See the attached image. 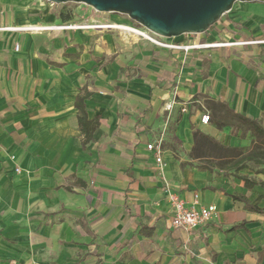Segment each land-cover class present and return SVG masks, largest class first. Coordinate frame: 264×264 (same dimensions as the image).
I'll use <instances>...</instances> for the list:
<instances>
[{"label":"crops","instance_id":"crops-1","mask_svg":"<svg viewBox=\"0 0 264 264\" xmlns=\"http://www.w3.org/2000/svg\"><path fill=\"white\" fill-rule=\"evenodd\" d=\"M244 4L168 42L205 46L185 52L73 28L45 0H0V29L48 28L0 30V264H264V175L237 172L230 150L255 138L223 107L264 128V4ZM84 89L99 127L83 148ZM159 138L160 169L146 149ZM165 185L215 215L173 228Z\"/></svg>","mask_w":264,"mask_h":264},{"label":"water","instance_id":"water-1","mask_svg":"<svg viewBox=\"0 0 264 264\" xmlns=\"http://www.w3.org/2000/svg\"><path fill=\"white\" fill-rule=\"evenodd\" d=\"M52 5H85L97 13L126 16L163 39L202 35L220 21L235 3L264 0H45Z\"/></svg>","mask_w":264,"mask_h":264},{"label":"built area","instance_id":"built-area-1","mask_svg":"<svg viewBox=\"0 0 264 264\" xmlns=\"http://www.w3.org/2000/svg\"><path fill=\"white\" fill-rule=\"evenodd\" d=\"M76 29H108V30H117L129 36H134L143 40L150 42L151 44L172 50L182 49L185 52L193 49H201L205 47L204 45H187L179 46L174 44H169L164 42L165 39L160 38L147 30L139 27L138 25H116V24H106V25H96V26H73ZM48 29L47 27H34V28H5L0 30H10V31H37L42 32ZM221 44H214L212 47L220 46ZM229 45V44H226ZM15 50H18V46L15 47ZM202 123L206 124L209 121L207 115L203 116L201 119ZM162 142L163 139L159 138L154 143H150L146 146V149L149 152H152L155 156L156 166L160 169L162 166ZM16 172H19V169H16ZM165 193L167 197L168 204L171 208V225L175 229H180L185 232H190L196 229L201 228L206 223H208L216 213L215 206H201L199 208L187 207L185 203L173 193L168 185H165Z\"/></svg>","mask_w":264,"mask_h":264},{"label":"trees","instance_id":"trees-1","mask_svg":"<svg viewBox=\"0 0 264 264\" xmlns=\"http://www.w3.org/2000/svg\"><path fill=\"white\" fill-rule=\"evenodd\" d=\"M59 17L63 21H69L71 19L70 14L68 12H65L64 10H61L59 12ZM182 37L183 36L175 39H180ZM88 97H89V93L86 91V89H84L83 94L78 95L75 100V108L77 110V121H78L79 131L82 135L83 148L92 141L93 134L99 127V120L97 118L93 120H89L87 117L84 100H86ZM223 107L227 110V112L235 121L247 127V129L255 138V144L253 145L252 149L248 152H244L241 149H230L231 151H237L239 154L242 155L241 158L235 162L234 169H236V171L238 172L242 169H248L249 164H253L255 174L264 175V128L257 121L245 118L239 114H235L233 111L227 109L225 106ZM208 117L210 119V116ZM215 123L219 129L226 127L228 125L226 124V122H222V121H216ZM194 135L196 137L197 132ZM202 137L207 139L212 144V146L220 150H229L208 136L202 135ZM237 177L244 181L245 186L247 188H251L256 185V182L249 180L245 176H237ZM233 199L245 201L244 198L238 196H233ZM245 205L249 210L256 212L259 211V209L256 206H250L246 202Z\"/></svg>","mask_w":264,"mask_h":264},{"label":"rangeland","instance_id":"rangeland-1","mask_svg":"<svg viewBox=\"0 0 264 264\" xmlns=\"http://www.w3.org/2000/svg\"><path fill=\"white\" fill-rule=\"evenodd\" d=\"M244 5H245L244 3H235L233 7L231 8V10L228 13H226L224 16H227V14H231L234 11L238 12L239 10L243 8ZM50 8H51V11L55 14H58L61 10L68 12L71 16V19H70L71 22L74 23L72 24L73 26H83V27L85 26L86 27V26L106 25V24H116V25H131V23L134 24L126 16H122L118 14L97 13L91 8L85 5H81V4L68 3L65 5H51ZM95 31H101L99 33L100 37H102L103 35H106L109 32L111 33L120 32L117 30H108V29H97ZM207 32L202 34V36L206 35ZM195 36L196 35H189V37H185V38L186 40L190 41V38H194ZM174 40H178V39H165L164 42L168 43ZM200 45H204V44H200Z\"/></svg>","mask_w":264,"mask_h":264},{"label":"bare ground","instance_id":"bare-ground-1","mask_svg":"<svg viewBox=\"0 0 264 264\" xmlns=\"http://www.w3.org/2000/svg\"><path fill=\"white\" fill-rule=\"evenodd\" d=\"M74 28V27H73Z\"/></svg>","mask_w":264,"mask_h":264}]
</instances>
